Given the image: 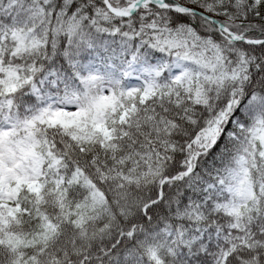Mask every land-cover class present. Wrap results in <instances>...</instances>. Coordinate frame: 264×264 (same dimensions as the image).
I'll return each instance as SVG.
<instances>
[{"label":"snow or ice","instance_id":"snow-or-ice-1","mask_svg":"<svg viewBox=\"0 0 264 264\" xmlns=\"http://www.w3.org/2000/svg\"><path fill=\"white\" fill-rule=\"evenodd\" d=\"M0 264H264V0H0Z\"/></svg>","mask_w":264,"mask_h":264}]
</instances>
